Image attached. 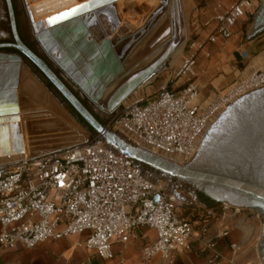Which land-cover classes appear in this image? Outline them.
<instances>
[{"label": "built area", "instance_id": "2783aa9c", "mask_svg": "<svg viewBox=\"0 0 264 264\" xmlns=\"http://www.w3.org/2000/svg\"><path fill=\"white\" fill-rule=\"evenodd\" d=\"M259 0H234L216 14L214 26L195 50L152 93L132 91L115 110L108 127L128 143L182 165L196 152L210 124L223 109L247 91L264 86V67L238 77L205 100L194 82L172 85L193 74L197 50L224 42L234 26L251 17ZM178 200L163 183L94 135L61 148L32 151L0 168V249L32 248L51 239L85 232L84 248L102 259L113 257L114 242L125 243L139 226L155 231L141 257L172 259L198 240L214 264L222 257L217 241L229 230H211L207 216L191 220L177 212ZM231 263L241 252L230 241ZM249 264V263H247Z\"/></svg>", "mask_w": 264, "mask_h": 264}, {"label": "water", "instance_id": "95a60500", "mask_svg": "<svg viewBox=\"0 0 264 264\" xmlns=\"http://www.w3.org/2000/svg\"><path fill=\"white\" fill-rule=\"evenodd\" d=\"M115 1L82 2L49 22V29L43 33L31 30L41 48L38 52L20 35L12 0H4L3 13L7 15L12 40L0 42V61L7 60V66H0V97H5L0 106L15 105L13 95L20 64L27 61L95 135L144 170L173 181L175 187L188 191L206 207L224 202L256 211L261 220L258 255L264 264V86L243 94L223 109L205 131L194 156L182 165L128 143L96 112H114L133 90L153 82L171 67L183 46L174 19L181 22L183 12L177 0H170L172 32L164 37V33L158 34L167 25V0L134 29L120 23ZM250 20L246 40L264 31V0H259ZM57 69L64 72L80 95ZM36 77L42 81L39 74ZM23 156L22 152L20 158ZM199 193L213 202L206 204Z\"/></svg>", "mask_w": 264, "mask_h": 264}, {"label": "rangeland", "instance_id": "374dc122", "mask_svg": "<svg viewBox=\"0 0 264 264\" xmlns=\"http://www.w3.org/2000/svg\"><path fill=\"white\" fill-rule=\"evenodd\" d=\"M131 1L132 2L134 1L137 4V7L138 6L139 7L134 8L131 7V5H129L128 10H131L129 12H133L135 15L138 16V19H141L138 21V23L136 22L137 24L133 23L131 25V28L134 29L143 22V20L148 15V13L153 9L154 3L152 2L150 3L151 0L150 1L131 0ZM18 3H19L18 14L20 17V26L24 38L28 43L32 44V46L36 49V51L40 52L41 51L40 45L34 38L30 29L31 28L30 22L26 15V4L24 0H18ZM178 4L180 8H183L182 0H180ZM3 14L4 17L2 16L3 19H1L2 21L0 20V23L5 26L4 28L3 26L0 27L2 31L0 37H10L8 24L6 26L7 20L5 17V13ZM118 14L121 20H124V22H126L124 18L126 14L125 13H118ZM186 17L188 19V11ZM250 19L251 17L249 18V21L243 24L242 27L238 30L237 32L238 42L236 41L237 43L234 44L230 43L229 39L224 42L211 43L207 45L206 51H208L209 53L208 56L205 55V53L200 49L197 50V61L195 66L193 67V74L187 75L186 77H182L181 79L176 78L172 83V85H174V83H176L175 85H181V84L183 85V83L185 82L196 83L197 86L199 87V92H200L199 98L203 101L212 94L216 93L217 91H221L224 88H226L228 85L234 83L235 80L241 76L243 70L239 69L238 72L235 70H230L233 65V63H231V58H230L233 52L232 47L235 44L245 42L246 40L245 32L251 21ZM168 20H169L168 17L165 18V21ZM169 27L170 26H168L167 28ZM168 34L165 36H168ZM201 40L202 39L200 33H197V31L192 28L191 24H189V26L186 24V32L183 38V46L179 51V53L176 55L175 59L173 60L171 67L164 70L161 74H159V76L156 77L153 82L139 86L138 92L152 93L160 84H162L165 81L167 76L179 66L183 57H186L189 53H191L196 49L195 48L196 46H193L192 43L195 42L197 44ZM6 65H7L6 61H0L1 67ZM29 66L30 64L25 60L23 64L22 63L20 64L19 73H18V83L13 95L15 99L14 100L15 105L14 104L8 106L4 105L2 107L0 106V168L12 165L20 159V154L22 153L23 151L22 149L24 146L22 129L20 125V119L23 117L25 118L24 121L26 123L25 136L28 138L29 147H32L31 150L39 149L38 151H43L50 148H61L71 143L88 141L95 135L93 134L94 132L93 133L90 132V130L85 125H83L81 122L78 121V119L73 115L71 110L68 109V107L63 103V100L60 97H58V95H56L53 90L47 87L43 79L42 81L39 80L36 77L37 73L35 72V69ZM57 70L61 73V75L65 78V80L72 86L73 84L71 80L64 75V72H62L59 69ZM28 73H31V76L35 78V79L33 78L34 81L30 79V75ZM34 82L39 83V85L43 88V90L47 94L48 100H51L58 108H60L64 118H62L61 116L50 110L48 101L44 100L40 103V101H37V99L34 98L36 97L34 95L35 92L32 91L34 90V85H35ZM73 87L75 89V92L80 95V91L77 88H75L74 85ZM28 92L33 93L30 95L31 98L27 97L29 96ZM81 97L85 103H88L87 99L84 96L81 95ZM4 98H5L4 96L0 97V100ZM115 112L116 111L109 114H102V113L99 114L98 112H96V114L101 118V120L105 124H108L109 120L111 119V117L114 115ZM10 117H15V118L13 119ZM4 118H6V120ZM44 118L49 119L50 124L58 122L57 124L58 127L55 126L56 128H54L53 125V127L41 129L35 126V121L37 122L43 120ZM57 132L60 133L61 137L60 135L59 137L56 136L58 135ZM65 134L66 135L68 134L69 136L68 135L66 136ZM64 135L66 136V138ZM47 141L49 143H45ZM145 171L147 172L148 176L152 177L154 180H158L161 183H163L166 190L173 191L176 194L179 203L177 206V212L179 214H182L183 216H186L191 220H199L200 217H204L205 215L207 216L208 222L210 223L216 222L218 226L226 227L229 230V235H228L229 241H235L240 246L241 252L239 256H241V261H244L245 264L247 263L261 264L258 255V245H259L260 233H261V220L259 214L256 211L249 208H241V207L233 206L224 202H221L214 207H206L197 200L193 199L184 189H179L175 187L172 184L173 181L152 174L147 169H145Z\"/></svg>", "mask_w": 264, "mask_h": 264}, {"label": "crops", "instance_id": "0c3cea01", "mask_svg": "<svg viewBox=\"0 0 264 264\" xmlns=\"http://www.w3.org/2000/svg\"><path fill=\"white\" fill-rule=\"evenodd\" d=\"M234 0H182L184 11V25L191 24L200 33L201 41L213 28V18L216 14L228 9ZM189 10H188V9ZM188 11V19H187ZM186 17V18H185ZM245 17L234 26V35L229 38L230 43H237L238 30L249 21ZM200 41V42H201ZM237 41V42H236ZM231 55L230 70L250 72L264 67V31L244 43L235 44ZM214 232L220 226L210 223ZM86 233L68 235L62 239H47L32 248L0 249V264H210L208 253L204 251L198 240H193L190 249L172 259L152 257L144 261L141 257L142 247L155 239V231L146 226H139L133 230L131 237L125 243L114 242L111 246L113 257L102 259L92 251L84 248L82 242ZM228 237L217 241V249L222 257L214 264H234L230 262L231 251L228 247ZM240 253L235 257V264H245L241 261Z\"/></svg>", "mask_w": 264, "mask_h": 264}, {"label": "bare ground", "instance_id": "6f19581e", "mask_svg": "<svg viewBox=\"0 0 264 264\" xmlns=\"http://www.w3.org/2000/svg\"><path fill=\"white\" fill-rule=\"evenodd\" d=\"M86 1H88V0H24V2H25V4H26V6H27V11H28V18L31 20L30 21V25H31V30H32V32H34V33H39V34H41V33H43L44 32V30H47V29H49V22L50 23H52V22H54V21H56V20H58L60 17H62V16H64V14H66L67 13V11H68V9H70L71 7H73V6H77V5H80V4H82V2H86ZM150 1V0H149ZM163 0H151L150 1V3L152 2V3H154L153 5V9L148 13V15L145 17V19L150 15V13L156 8V7H158L159 5H160V3L162 2ZM177 2L179 3L180 2V0H177ZM2 3H3V1H2ZM23 3V2H22ZM114 3V5H115V7H116V10H117V14L118 13H125L126 14V16L124 17L125 18V21L126 22H124V20H121V18H120V16H119V14H118V16H119V18H120V23H124V24H126V26H128L130 29H131V25L133 24V23H138V21L139 20H141V19H138V16L137 15H135L133 12H129V11H131V10H128L129 9V5H131V7H134V8H138L137 7V4L133 1H131V0H116L115 2H113ZM171 3H170V0H167V5H166V13H165V16H166V18L168 17V21H166L167 22V25H165V27L162 29V30H160V32H159V34L158 35H162V33H164L165 35H167L168 33V36H164V37H169V35L171 34V32H172V27H171V25H170V18H171V15H170V5ZM179 5V4H178ZM133 8V9H134ZM181 10H182V12H183V9L182 8H180ZM137 12V11H136ZM2 16L4 17V14H3V7H1L0 6V20L1 19H3L2 18ZM183 18H184V16H183ZM145 19L143 20V22L141 23V24H143L144 23V21H145ZM176 19H174V22L176 23V25H177V27L179 26V32H180V35H181V37H183L184 38V35H185V25H184V19H182L181 18V22L179 21V23H177V20L175 21ZM136 23V24H137ZM140 23V22H139ZM135 24V25H136ZM141 24L139 25V26H141ZM138 26V27H139ZM168 26H170L169 28H167ZM0 27H1V24H0ZM135 27V26H134ZM138 27H136V28H138ZM177 29V28H176ZM1 30V29H0ZM171 31V32H170ZM181 50V49H180ZM179 50V51H180ZM179 51L177 52V54L179 53ZM176 54V55H177ZM6 62H7V60H6ZM7 66V65H6ZM21 71V70H20ZM27 72H29V71H27ZM250 72H252V71H250ZM250 72H243V74H242V76H245V75H247L248 73H250ZM29 75H30V79L31 80H33V78L34 77H32L31 76V73H28ZM26 75H27V73H26ZM32 77V78H31ZM35 79V78H34ZM28 80V79H27ZM27 80H25V81H27ZM34 81V80H33ZM33 81H31V82H33ZM36 81V80H35ZM28 83V82H27ZM35 84V85H34ZM34 90H32V91H34L35 92V96L36 97H34V98H36L37 99V101H40V103L42 102V101H44V100H46V101H48V104H49V106H50V110L52 111V112H54V113H56V114H58L59 116H61L62 118H64V116H63V114H62V111L60 110V108H58L51 100H48V97H47V94L45 93V91L43 90V88L39 85V83H36V82H34ZM30 85V84H29ZM33 87V86H32ZM31 87V88H32ZM30 88V89H31ZM139 88V87H138ZM138 88H136V89H138ZM135 89V90H136ZM134 91V90H133ZM251 91V90H250ZM247 92H249V91H247ZM247 92H245V93H247ZM17 93V92H16ZM30 92H28V95L29 96H27V97H30V95L31 94H33V93H30ZM132 93V92H131ZM130 93V94H131ZM244 93V94H245ZM27 94V93H26ZM129 94V95H130ZM129 95L123 100V101H125L127 98H129ZM243 95V94H242ZM241 95V96H242ZM26 96V95H25ZM33 97V96H32ZM240 97V96H239ZM238 97V98H239ZM31 98V97H30ZM122 101V102H123ZM235 101V100H234ZM15 102V101H14ZM8 106V105H7ZM2 107V106H1ZM2 110V109H1ZM41 110V109H40ZM38 111V110H37ZM43 111V110H42ZM29 112V111H28ZM41 113V112H40ZM66 113V112H65ZM35 114V113H34ZM43 114H45V113H43ZM6 115V114H5ZM36 115H38V114H36ZM40 115V114H39ZM51 115V114H50ZM34 116V115H33ZM43 116H45V115H43ZM68 116V115H67ZM5 117V116H4ZM27 117V116H26ZM36 117V116H35ZM40 117V116H39ZM53 117V116H52ZM29 118V117H28ZM14 119V118H13ZM24 117L23 118H21L20 119V125H21V129H22V135H23V144H24V146H23V154L24 155H27L29 152H32V151H35V152H37L39 149H35V150H31V148L32 147H29V142H28V138L25 136V131H26V123H25V121H24ZM41 119V118H40ZM67 119V118H66ZM37 120H38V118H37ZM68 120V119H67ZM71 120V119H70ZM49 119H46V118H44L43 120H40V121H35V126H37L38 128H50V127H53V125H54V128H56L55 126H57V124H58V122H55V123H52V124H50L49 123ZM53 121V120H52ZM57 121V120H56ZM13 122V121H12ZM28 122V121H27ZM30 122V121H29ZM69 122V121H68ZM71 122V121H70ZM74 122V121H73ZM60 123V122H59ZM72 123V122H71ZM75 123V122H74ZM37 124V125H36ZM66 124V123H65ZM60 125V124H59ZM58 127V126H57ZM71 127V126H70ZM75 127V126H74ZM29 130V129H28ZM47 130H49V129H47ZM52 130V129H51ZM54 130V129H53ZM57 130V129H56ZM40 131V130H39ZM38 131V132H39ZM66 131H68V130H66ZM45 132V131H44ZM48 132V131H47ZM46 132V133H47ZM59 132H61V131H59ZM52 133V132H51ZM54 133V132H53ZM58 133V132H57ZM69 133H70V130H69ZM68 133V134H69ZM78 133H80V132H78ZM82 133V132H81ZM55 134V133H54ZM67 134V135H68ZM52 135V134H51ZM50 135V136H51ZM59 135H60V133H58V135H56V136H58L59 137ZM66 135V134H65ZM64 135V136H65ZM66 135V136H67ZM73 135V134H72ZM42 136V135H41ZM44 136V135H43ZM47 136H48V134H47ZM49 136V137H50ZM54 136V135H53ZM55 136V137H56ZM66 136H65V138H66ZM69 136V135H68ZM6 137V136H5ZM45 137V136H44ZM48 137V138H49ZM60 137H61V135H60ZM72 137V136H71ZM70 138V137H69ZM84 138V137H83ZM43 139H45V138H43ZM34 140H35V137H34ZM38 140H40V139H38ZM56 140V139H55ZM64 141H66V140H64ZM44 142V141H43ZM39 143H41V142H39ZM45 143H49L48 141L47 142H45ZM5 144V143H4ZM38 144V143H37ZM33 145V144H32ZM49 145V144H48ZM50 145H51V143H50ZM45 146V145H44ZM18 147V146H17ZM20 153V152H19ZM5 156V155H4ZM194 156V155H193ZM8 158H9V156H8ZM15 160V159H14ZM9 161V160H8ZM6 162V161H5ZM186 191V190H185ZM187 193H188V191H186ZM189 194V193H188ZM190 195V194H189ZM191 196V195H190ZM192 197V196H191ZM193 198V197H192ZM194 199V198H193Z\"/></svg>", "mask_w": 264, "mask_h": 264}, {"label": "flooded vegetation", "instance_id": "af4514ba", "mask_svg": "<svg viewBox=\"0 0 264 264\" xmlns=\"http://www.w3.org/2000/svg\"><path fill=\"white\" fill-rule=\"evenodd\" d=\"M2 1H3V3H2ZM12 3H13V7H14V10H15V15H16V20H17V24H18V28H19V32H20V35H21V37L23 38V40L29 45V46H31V48H33L34 50H36L33 46H32V44H30V43H28L27 41H26V39L24 38V35H23V32H22V29H21V26H20V17H19V14H18V9H19V3H18V0H12ZM0 6L1 7H3V9L5 10V2H4V0H1V2H0ZM20 6H21V3H20ZM5 17H6V20H7V15L5 14ZM2 21V20H1ZM1 24V23H0ZM7 24H8V20L6 21V26H7ZM3 26V28H4V26L5 25H2L1 24V27ZM9 28V27H8ZM2 33V31L0 30V34ZM12 40V37H11V33H10V37H0V42H4V41H11ZM78 94V93H77ZM86 98V97H85ZM87 99V98H86ZM84 101V100H83ZM87 102L89 103V101L87 100ZM88 103H86L88 106H90ZM200 194L201 193H199V197H200ZM201 198V197H200ZM204 198H206L209 202H213L212 200H210L209 198H207V197H205L204 196ZM201 200L203 201V202H205L202 198H201ZM206 204H207V202H205Z\"/></svg>", "mask_w": 264, "mask_h": 264}, {"label": "trees", "instance_id": "16d2710c", "mask_svg": "<svg viewBox=\"0 0 264 264\" xmlns=\"http://www.w3.org/2000/svg\"><path fill=\"white\" fill-rule=\"evenodd\" d=\"M35 72L37 74H39V76L44 80L45 84L47 85L48 88H50L51 90H53L54 92H56L54 89H53V86L38 72L37 69H35ZM69 109L71 110V112L73 113V115L85 126H87V128L90 130V132L93 133L92 129L83 121V119L69 106ZM94 134V133H93ZM200 197L205 201L207 202L208 204V200L206 198H204V195L200 194Z\"/></svg>", "mask_w": 264, "mask_h": 264}]
</instances>
